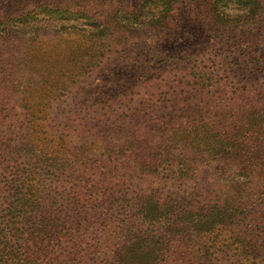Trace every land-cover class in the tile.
<instances>
[{
    "label": "rangeland",
    "instance_id": "obj_1",
    "mask_svg": "<svg viewBox=\"0 0 264 264\" xmlns=\"http://www.w3.org/2000/svg\"><path fill=\"white\" fill-rule=\"evenodd\" d=\"M262 91L264 0H0V217L48 215L40 264H264Z\"/></svg>",
    "mask_w": 264,
    "mask_h": 264
},
{
    "label": "trees",
    "instance_id": "obj_2",
    "mask_svg": "<svg viewBox=\"0 0 264 264\" xmlns=\"http://www.w3.org/2000/svg\"><path fill=\"white\" fill-rule=\"evenodd\" d=\"M34 26L39 28L37 25ZM65 27L62 26L63 29L61 27L59 29L64 31L73 29V26ZM70 48L69 50L73 51ZM262 115L264 116V108L261 109V113H258L259 117ZM263 123L264 118L259 122L258 128H261ZM137 212L139 215L142 214L143 218L153 219L155 217L153 206L146 209L144 206H137ZM47 216L42 213V217H23L14 206L6 209L0 217V261L3 264H40L41 260L53 254L56 255V260L60 259L64 252L67 254L70 251V248L64 244L59 246L62 254H57L56 249H52L50 244L54 239L55 225L51 226V223L46 221L49 220ZM47 224L51 227L46 228ZM140 236L132 231L127 233L123 243L110 251L111 254L110 252L103 253L100 264H168L171 257L170 251L161 247L157 239Z\"/></svg>",
    "mask_w": 264,
    "mask_h": 264
}]
</instances>
